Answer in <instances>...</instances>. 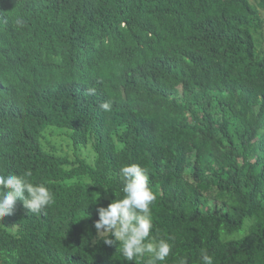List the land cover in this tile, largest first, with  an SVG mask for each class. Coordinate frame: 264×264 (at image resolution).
Here are the masks:
<instances>
[{
  "label": "trees",
  "instance_id": "1",
  "mask_svg": "<svg viewBox=\"0 0 264 264\" xmlns=\"http://www.w3.org/2000/svg\"><path fill=\"white\" fill-rule=\"evenodd\" d=\"M83 35L126 61L102 74L105 113L69 73ZM18 88L53 131L14 138L0 109V175L31 171L55 202L0 221V264H147L94 227L130 164L148 170L164 264H264V0H0V103Z\"/></svg>",
  "mask_w": 264,
  "mask_h": 264
},
{
  "label": "clouds",
  "instance_id": "2",
  "mask_svg": "<svg viewBox=\"0 0 264 264\" xmlns=\"http://www.w3.org/2000/svg\"><path fill=\"white\" fill-rule=\"evenodd\" d=\"M79 41L72 54L69 73L79 79L84 78L83 82L90 90L88 97L82 96L78 102L89 100L97 111L105 113L110 104L96 96L99 92L109 94L103 85L105 75L102 74L106 70L112 72L113 69L123 68L126 61L111 46L104 45V37L97 41L95 36L83 35ZM35 74H45V64ZM17 90L20 94L13 92L0 103L5 116L13 120L14 138L15 131L51 136L53 130L44 120L42 108L37 110V97L19 88ZM32 175L31 171L0 175V221L15 213L18 202H22L23 207L33 215H40L55 202V194L45 184L33 183ZM119 176L124 195L118 199L114 192L116 199L113 202L106 208L98 207L99 219L94 225L98 239L106 245L118 246V251L129 262L146 258L147 264H164L172 253L173 245L167 239H157L153 235L152 206L156 195L150 187L148 170L137 164L125 165L120 169ZM104 189L107 191L110 188ZM200 259L202 264H213V257L206 250L201 251ZM179 264H187V260L181 259Z\"/></svg>",
  "mask_w": 264,
  "mask_h": 264
},
{
  "label": "rangeland",
  "instance_id": "3",
  "mask_svg": "<svg viewBox=\"0 0 264 264\" xmlns=\"http://www.w3.org/2000/svg\"><path fill=\"white\" fill-rule=\"evenodd\" d=\"M260 44H261V43H260ZM261 48L263 49L262 45H261ZM261 48H260V49H261ZM260 49H259V50H260Z\"/></svg>",
  "mask_w": 264,
  "mask_h": 264
}]
</instances>
